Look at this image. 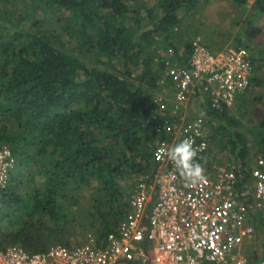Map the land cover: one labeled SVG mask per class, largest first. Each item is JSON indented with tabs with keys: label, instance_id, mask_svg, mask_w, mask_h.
<instances>
[{
	"label": "trees",
	"instance_id": "16d2710c",
	"mask_svg": "<svg viewBox=\"0 0 264 264\" xmlns=\"http://www.w3.org/2000/svg\"><path fill=\"white\" fill-rule=\"evenodd\" d=\"M200 1L33 0L37 9L54 11L80 47L95 52L94 63L69 52L51 36L41 34V29L32 33L17 24L9 33L0 31V145L11 147L17 166L24 160L38 164L39 157H56L53 164L42 160L47 167L44 181L34 184L30 203L15 189L13 174L0 194V222L6 207L12 205L24 207L29 217L41 213L53 222L65 220L68 217L60 200L66 196V180L71 179L101 184L98 196L108 209L100 213L101 236L116 228L128 207L120 179L156 167L153 152L158 115L145 87L159 89L152 46L157 36L174 46L171 41L180 22L178 11L190 12ZM234 1L239 6L249 2ZM255 1L257 6L264 5V0ZM185 49L182 62L189 59L192 43L187 42ZM226 111L208 110L221 118ZM260 126L264 128V119ZM235 134L244 133L237 130ZM210 139L213 142L214 135ZM257 140L260 150L254 154H264V132ZM227 141L233 148H224L235 149V140ZM245 142L234 160L248 180L252 155ZM256 220H262L261 216ZM27 230L16 232L15 238L29 251L56 244L70 246L55 242L41 249L28 247L26 243L35 244L37 239ZM2 238L0 232V248L6 247Z\"/></svg>",
	"mask_w": 264,
	"mask_h": 264
},
{
	"label": "built area",
	"instance_id": "2783aa9c",
	"mask_svg": "<svg viewBox=\"0 0 264 264\" xmlns=\"http://www.w3.org/2000/svg\"><path fill=\"white\" fill-rule=\"evenodd\" d=\"M191 43L189 59L166 66L152 97L158 115L156 167L131 174L128 181L121 178L128 212L116 228L103 240L90 233L80 245L56 244L34 252L20 244L6 246L0 248V264H250L242 250L253 233L247 225L253 214L264 220V154L251 156L250 179L245 180L235 160L224 164L216 155L210 119L189 106L193 97L214 110L233 106L252 85L253 55L243 45L214 51L200 35ZM187 137L199 149L196 159L207 178L194 188L184 186L166 155L157 158L159 150ZM16 166L11 147L0 145V194ZM257 264H264V256Z\"/></svg>",
	"mask_w": 264,
	"mask_h": 264
},
{
	"label": "rangeland",
	"instance_id": "374dc122",
	"mask_svg": "<svg viewBox=\"0 0 264 264\" xmlns=\"http://www.w3.org/2000/svg\"><path fill=\"white\" fill-rule=\"evenodd\" d=\"M32 1L0 0V31L9 33V30L18 28L17 24L28 28L32 33L41 29V34L51 36L56 43L63 45L69 52L82 57L85 61L92 63L96 61L95 52H86V46L80 47L77 39L67 33L62 23L57 21L54 11L37 9ZM178 16L179 26L176 27L171 41L174 46L163 43V37H156L157 41L152 46L155 49L153 70L157 72L158 78H161L168 64L182 62L186 43L191 42L197 35L202 36L214 51L231 45L247 46L255 57L256 83L241 94L233 106L226 108L227 114L223 118L209 113L208 110H212V107L200 99L197 101L194 98L190 109L198 110V114L203 112V116L210 119L211 136L214 135L215 138L212 142L213 149L217 152L216 155L220 156L222 163L234 161L235 155L243 145V140L249 148V155H255L254 153L260 150L257 136L260 132H264V128L260 126L264 119V5L257 6L255 0H249L245 6H239L234 0H201L194 10L190 12L180 10ZM38 21L39 23L35 26L34 23ZM2 26H7L8 30L2 29ZM145 87L149 98H152L157 89L147 84ZM168 95L172 97L174 92ZM237 130H241L244 134H235ZM229 138H233L237 144L233 149L235 151L226 149L233 148L231 144L226 145ZM54 158L56 159L54 156L47 155L45 159L39 157L38 164L24 160L16 166L13 173L17 183L15 189L28 203L31 202L34 184H41L44 181L43 171L47 167L43 165L42 160L53 164ZM124 177H127L128 181L131 174ZM65 183L66 196L63 201L60 200V204L65 205L62 210L68 218L63 221L53 222L46 214L41 213L29 217L22 206L6 207L0 222V232L6 246L20 244L15 238L16 232H21L25 228H28L27 232L34 234L37 239L35 244L26 243L28 247L34 249H41L55 242L80 245L87 241L90 233L99 240L104 239L100 233V213L106 209V205L102 204L103 197L98 196L102 194L101 184L97 181L78 183L71 179H67ZM120 184L125 190L127 201V188L121 182ZM117 210L115 208V211ZM255 216L260 218L257 213L253 214L254 218ZM254 218L247 223L253 228V233L251 237L248 236L242 250L249 257L250 264H257L264 255V220L257 221Z\"/></svg>",
	"mask_w": 264,
	"mask_h": 264
},
{
	"label": "clouds",
	"instance_id": "9594fccd",
	"mask_svg": "<svg viewBox=\"0 0 264 264\" xmlns=\"http://www.w3.org/2000/svg\"><path fill=\"white\" fill-rule=\"evenodd\" d=\"M204 113H201L203 116ZM202 119L196 121V127L202 123ZM193 126H189V130ZM198 134V133H197ZM194 141L191 137H187L172 146H168L157 152V158L159 159L161 154L166 155L167 158L174 164L175 168L179 172L180 177L184 181L186 188H194L200 183L206 182L205 168L196 159L199 149L193 147ZM200 159H204L200 157Z\"/></svg>",
	"mask_w": 264,
	"mask_h": 264
},
{
	"label": "crops",
	"instance_id": "0c3cea01",
	"mask_svg": "<svg viewBox=\"0 0 264 264\" xmlns=\"http://www.w3.org/2000/svg\"><path fill=\"white\" fill-rule=\"evenodd\" d=\"M194 98H195V100H197V101L200 99V100H203V101L205 102L204 99H202V98H198V97H193L192 100H193ZM193 102H194V100H193ZM193 102H192V103H193ZM190 105H191V103H190ZM207 105L210 107L209 104H207ZM189 108H190V106H189ZM212 110H214V109H212ZM194 111L197 112V113L199 112L198 110H194ZM253 218H254V217H253ZM254 219L256 220V217H255ZM263 256H264V255H263Z\"/></svg>",
	"mask_w": 264,
	"mask_h": 264
}]
</instances>
